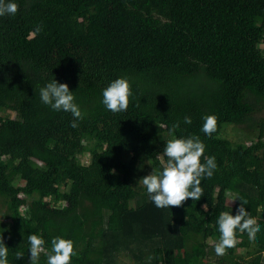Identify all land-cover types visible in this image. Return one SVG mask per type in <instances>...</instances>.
I'll list each match as a JSON object with an SVG mask.
<instances>
[{"label":"trees","instance_id":"1","mask_svg":"<svg viewBox=\"0 0 264 264\" xmlns=\"http://www.w3.org/2000/svg\"><path fill=\"white\" fill-rule=\"evenodd\" d=\"M15 2L18 12L0 17V231L9 264H30V234L49 251L57 236L73 240L70 264H119L123 253L179 264V251L185 264H264V0ZM120 77L133 96L113 113L102 92ZM54 79L86 113L76 128L70 112L41 102ZM207 115L218 117L211 137L202 131ZM177 122L173 135L199 136L217 168L199 201L160 209L141 179L162 168L157 157ZM237 197L260 231L255 242L238 233L217 256L219 214L235 215Z\"/></svg>","mask_w":264,"mask_h":264},{"label":"clouds","instance_id":"2","mask_svg":"<svg viewBox=\"0 0 264 264\" xmlns=\"http://www.w3.org/2000/svg\"><path fill=\"white\" fill-rule=\"evenodd\" d=\"M18 10L19 6L15 0H0V17L14 16ZM35 31L39 32L40 28L37 27ZM102 96V103L107 110L113 113L127 111L133 96L129 78L120 77L113 80L104 88ZM40 99L54 111L70 112L74 118L70 125L73 128L78 127L76 121L83 120L86 116L75 102L74 93L70 91L69 86L66 83H59L56 79L40 89ZM203 120L202 131L211 137L217 131L218 117L207 115ZM184 123L191 124V117H185ZM179 126L177 122L169 129L172 138L167 141L163 153L157 157L162 161V168L159 171L152 170L141 179L151 201L160 209L180 207L188 199L199 201L203 196L202 180L211 178L217 168L215 157L204 155L205 144L199 136L176 138L173 135ZM111 173L115 174V170H111ZM236 200L240 199L234 198L232 202ZM246 204V200L241 201L235 215L227 211L219 214L217 220L219 239L214 246L217 256L225 255L228 249L237 245L238 233L246 232L249 240L255 242L260 227L257 219L246 211ZM28 242L30 264H38L42 253L47 256V264H70L71 258L78 254L74 241L60 236L52 239L50 251L46 249L45 240L41 235L30 234ZM8 253L3 232L0 231V264H9ZM23 256L22 252L16 253L17 260Z\"/></svg>","mask_w":264,"mask_h":264},{"label":"rangeland","instance_id":"3","mask_svg":"<svg viewBox=\"0 0 264 264\" xmlns=\"http://www.w3.org/2000/svg\"><path fill=\"white\" fill-rule=\"evenodd\" d=\"M263 48V51H264V46H262ZM3 115L5 116H12V117H15V113H12L10 111H4L3 112ZM237 130L234 128V127H230V129H228V136L230 139H233V140H238L239 139V136L240 134L236 132ZM249 141V139H247V142ZM85 164H89L90 163V157L88 156L87 158H85L84 160ZM23 197H25V195H23ZM238 255H241V256H247L246 252L247 250L245 249H241V248H237L236 249ZM231 260H234V258H231L229 257ZM247 259H249V257H247ZM119 264H139L137 261H135V259L131 256V254L129 255L128 253H123L120 255L119 259ZM178 261H179V264H185V257H184V252L182 251H179L178 253ZM214 263L215 264H218V259L217 257L214 258Z\"/></svg>","mask_w":264,"mask_h":264}]
</instances>
